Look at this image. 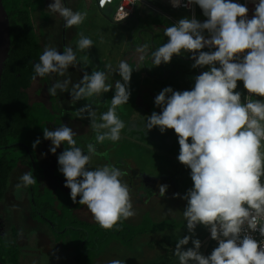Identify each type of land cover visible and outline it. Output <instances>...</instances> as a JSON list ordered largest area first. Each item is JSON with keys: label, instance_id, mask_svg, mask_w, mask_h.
Wrapping results in <instances>:
<instances>
[{"label": "clouds", "instance_id": "1", "mask_svg": "<svg viewBox=\"0 0 264 264\" xmlns=\"http://www.w3.org/2000/svg\"><path fill=\"white\" fill-rule=\"evenodd\" d=\"M171 2L173 7L181 6V0ZM191 4L198 5L208 19L200 22L195 16L184 17L165 28L168 41L151 53L152 63L167 64L174 54L190 52L193 68L209 66V70L195 77L191 90L162 89L154 100L162 111L148 116L145 126L147 130L158 127L161 133L174 129L180 147L177 159L190 168L193 181V187L181 197L187 201L183 210L187 230L194 234L197 225L207 226L218 246L205 256L200 252L201 241L185 235L176 243L174 255L179 264H264V239L257 241L251 235L258 231L264 237V99L253 98H264V0L255 5L251 19H247L248 8L232 0H187L184 6ZM48 9L64 19L66 29L82 24L87 17L86 11H73L63 0H54ZM91 47L93 40L81 34L77 48ZM205 47L215 51H201ZM146 49L144 45L137 51L145 53ZM77 66L72 47L60 53L46 46L39 62L33 65L32 79L50 74L67 77L57 80L48 94L67 92L71 84L72 104L112 90L113 86L106 83V73L99 70L84 72L78 82L72 83L68 70ZM133 70L126 61L119 63L121 79L115 81L111 106L99 116V122L92 104L76 110L78 118L90 119L95 132L96 143L87 144L86 154L76 146L77 133L69 126L43 129L44 139L52 142L51 153L55 154L65 142L68 145L58 156V164L70 198L76 203L80 197L78 203L86 205L95 222L106 230L136 214L129 186L121 179L126 173L111 165L95 169L87 166L98 155L97 143L121 138L125 123L116 109L129 101ZM238 81H243L249 94L243 102L241 92L235 91ZM40 142L37 138L32 147L35 149ZM36 183V177L26 172L15 187L20 190ZM167 188L159 186L161 197ZM173 195L180 197L179 193ZM190 240L193 247L185 249ZM109 264L125 261L116 259Z\"/></svg>", "mask_w": 264, "mask_h": 264}, {"label": "rangeland", "instance_id": "2", "mask_svg": "<svg viewBox=\"0 0 264 264\" xmlns=\"http://www.w3.org/2000/svg\"><path fill=\"white\" fill-rule=\"evenodd\" d=\"M53 2L54 0H49V2L47 0L48 4L46 3L45 11L49 13L48 21L42 19L39 14L35 16V25L42 51H44L46 46H50L57 48L60 53H63L65 48L72 47L78 61L82 63L83 69L86 68L88 74H91L92 70H99L110 77L111 65L120 63L122 60L129 65L131 63L141 64L142 68H145L143 60L149 47L144 44L147 45L145 53L137 51L144 45L139 41L137 34H131L135 26V20L132 17L123 22H113L117 3H114L105 11L101 10L109 20L96 7L95 0H66L69 8L73 11H86L87 17L82 24L67 29L64 42L62 35L64 19L58 13H53L48 9L49 4ZM135 11L136 16L138 15L140 18L141 26L149 25L154 28L156 23H162L160 30L163 31V34H160L155 28L157 32L156 42L158 47L167 43L168 37L164 35V29L174 25L177 22L175 18L163 15L162 17L157 14L159 12L147 8L144 3H138ZM179 12L187 14L186 10H180ZM160 19L161 21H159ZM207 19L199 7L198 20L204 22ZM81 34L93 40V47L85 50L77 48V42L81 38ZM207 51L211 52L215 51V49H207ZM190 54L192 53L182 52L185 57H190ZM142 55L143 59H141ZM152 59L151 57L146 59V63L149 66L152 64ZM193 63V60L173 56L169 63H163L162 78L155 80L153 79L154 77H149L146 82L149 84L152 82L157 83L158 88L164 89L165 87L174 86L177 80L180 79L179 84L177 83L175 86V91L182 92L189 85H191L192 89L195 84V77L209 70V67L206 66L193 68ZM180 68H182L180 71L182 75L178 74V69L180 70ZM68 71L72 83H76L81 79L79 66L70 67ZM65 78L67 77H60L56 74L47 75L46 82L41 81L33 86L31 99L42 98L48 100L49 94L46 97L38 94L39 87L45 89V86L48 88L49 84L52 87L57 80ZM111 83L109 82L108 84ZM111 85L113 88L108 93L94 96L89 100H81L80 106L73 108L72 113L76 116L77 109L90 103L97 113V121L99 122V116L111 106V99L115 91V85L113 83ZM129 88L131 95L128 103L116 109L117 116L125 123V128L121 131L120 140L116 142L106 140L102 144L97 143L96 150L98 155L92 157L87 167L95 169L111 165L125 172L126 175L121 179L122 182L129 186L133 210L136 213L133 217L128 218L127 222L136 225V229L142 227V224L146 222L147 226L152 230L145 234H139L131 244H122L117 240L109 241L102 248L103 251L94 264H109L110 261L116 259L125 261V264H160L159 255L167 251L168 247L176 246L178 240L185 235H190L192 239H196L198 235L201 236L209 232V228L202 224L197 225L194 234L189 233L186 227L187 221L183 216V210L187 206V201L181 197L193 187V181L190 176V168L181 164L177 159L180 152L177 134L174 129H167L168 132L164 133H161L158 127L147 130L145 125L148 118H145V116H150L153 112L160 113L162 109L153 110L144 106H135L138 101L136 99L137 93L142 92V85H132L130 83ZM70 91L71 84L69 85V90L60 94L58 99L66 96L71 97ZM144 91L142 94H144L145 99L148 102L154 101L151 95ZM51 97L53 101L54 99L55 101L57 100V95L56 97ZM64 104L67 105L66 102ZM143 108L149 109V111L144 112ZM55 109L59 110L56 105ZM85 119L88 118L86 117ZM50 128L56 129L58 124H50ZM91 130L92 132H89L84 138H82L84 135H79L82 136L79 137V147L85 151V154L87 152V144L96 143L95 132L92 127ZM189 142H191L190 138ZM43 151L41 150V152ZM48 170L49 168L47 167L48 179L51 181L57 180L58 177L55 178L52 171L49 173ZM26 172H28V168L21 165H18L12 172L4 200L0 205L1 218L6 222V237L11 238L10 240L17 238L20 242L23 253L22 264H78L73 255V241L70 233L67 236L60 235L59 237L58 235L57 237L49 225L30 218L31 202L29 200L28 187L20 190L15 187L20 182V177ZM145 174L159 179L156 189L153 186L150 187V185L145 186L143 180ZM261 179H264V177ZM46 184H48V181ZM160 185H168L163 197L159 194ZM174 193H179L180 197L174 198ZM136 199H138L137 202L135 201ZM170 209L172 210L171 212H169ZM76 214L75 216H79V219L82 218L89 222L95 221L86 205L77 208ZM38 233H41L39 238L37 236ZM190 242L191 240L189 244ZM210 243L201 241V246L203 247H201L200 252L203 255H205L204 249L208 250L210 255L209 251L215 244ZM189 244L185 245L184 248L187 249ZM54 245H59L61 248H50V246ZM58 249H60V252Z\"/></svg>", "mask_w": 264, "mask_h": 264}, {"label": "trees", "instance_id": "3", "mask_svg": "<svg viewBox=\"0 0 264 264\" xmlns=\"http://www.w3.org/2000/svg\"><path fill=\"white\" fill-rule=\"evenodd\" d=\"M119 1H115L117 6ZM151 1L164 12L157 13L160 16H170L176 21L184 17L190 18L188 13L182 14L179 12L180 10H173L158 0ZM46 3L47 0H4L12 27V52L3 75V89L0 95V203L5 197L10 175L18 164L29 167V172L37 179L36 184L28 186L31 217L49 225L57 237L58 235L59 237L60 235L67 236L70 233L76 262L78 264H94L100 257L102 248L109 241L117 240L122 244H131L139 234L148 233L152 229L147 226L146 222L142 224V227L136 229V225L130 224L127 220H121L114 228L106 230L96 222L85 221L75 216L74 209L81 206L78 203L80 197H77V202L74 203L70 198V191L42 188L41 178L44 173L37 157V150L45 140L43 129L47 127L51 130L49 126L51 123L58 124L61 121L59 110H56L55 106L50 108L43 102H31L27 91L36 80L32 79L33 65L39 62V57L43 53L35 25V16L39 14L42 19H49V13L45 11ZM197 16H199L198 5ZM137 18L139 26H141L138 15ZM154 35V42L151 39L147 42L151 53L159 48L156 42L157 32L154 31ZM204 35L208 36V33L205 31ZM153 45L156 47L155 49H152ZM207 49L209 48L201 51L208 52ZM151 53L145 55V63L148 57L152 58ZM216 66L220 67L218 63ZM145 70L148 74H153L159 79L163 76L161 65L155 66L152 63L149 66L146 63ZM235 91L241 92L243 102L245 95L243 81L237 82ZM37 138L41 142L34 149L32 144ZM67 147L65 142V148ZM56 174L64 177L59 171V165ZM261 180L264 183V179ZM207 236L208 233L198 235L196 239L204 241ZM189 247H193L192 242ZM174 250L175 246H170L167 251L161 253L159 263L179 264ZM0 255L10 264H20L22 256L20 244L7 238L1 230Z\"/></svg>", "mask_w": 264, "mask_h": 264}, {"label": "crops", "instance_id": "4", "mask_svg": "<svg viewBox=\"0 0 264 264\" xmlns=\"http://www.w3.org/2000/svg\"><path fill=\"white\" fill-rule=\"evenodd\" d=\"M48 2H49V0H48ZM48 4V3H47ZM47 6V5H46ZM103 11V10H102ZM48 13V12H47ZM48 21V20H47ZM66 34H67V32H66ZM62 35H63V32H62ZM143 63H144V66H145V59L143 60ZM118 66H119V63H117V64H113V65H111V68H110V72H111V75H110V77H108V74H106L107 75V80H106V83H113L114 85H115V81L116 80H119V79H121L120 78V76H119V74H118ZM130 66L134 69L133 70V75H131V79H130V83L132 84V85H138V84H141L142 85V92H138L137 93V98L136 99H138V101H137V103H136V105L135 106H144V107H146V108H150V109H153V110H158V109H160L161 110V108L160 107H157L156 105H155V103H154V101H147L146 99H145V96H144V94H142L143 93V90H145L144 92H146L148 95L150 94L151 95V97L155 100V97L160 93V91L162 90V89H160V88H158V86H157V83L155 84V83H148V82H146L148 79H149V77H151V78H153V79H155V80H158L159 78H157V76H155V75H153V74H148L147 72H146V70H145V68H142V66H141V64H136V63H131L130 64ZM143 66V67H144ZM178 74H180V75H182L180 72H178ZM81 78H82V76H81ZM41 81H47V75L45 76V77H37L36 78V80L33 82V84L31 85V87L30 88H28V93H29V95H30V100H31V102H43V103H45L46 104V106H48V107H50V108H52V107H54L55 105L57 106V107H59V110H60V106H63V111L65 112V116L63 117V121H62V123L61 124H59L58 123V128L59 127H61V126H63V125H67V126H69L70 128H72L73 129V131H75L76 133H77V135L76 136H74V139L76 140V142H77V146L79 147L80 146V144H79V137H82L83 135V137L82 138H84L85 137V135H87V132L89 131V129H90V127H91V125H90V122H88V120H86L85 118L84 119H82V120H80V118L78 119H76V120H72V118H71V116H72V114H71V112H70V108L72 107L71 105H72V103H71V97L70 96H66V97H62V98H59L58 99V97L60 96V94H62L63 92H59V91H57V100L55 101V99H54V101L52 100V97H51V95H49V97H48V100H46V99H42V98H38V99H34V100H32L31 98H32V93H31V90L33 89V86H35L37 83H39V82H41ZM153 81V80H152ZM179 81H180V79H179ZM111 83V84H112ZM179 84V83H178ZM51 84H49L48 85V88H47V86H45V89H41V87H39V90H38V94L39 95H41V96H45L46 97V95H48V89L51 87L50 86ZM177 85V83H175L174 84V86H172L171 88L175 91L176 90V86ZM154 87H156V88H154ZM185 90H191V85H190V87H187V88H185ZM135 99V100H136ZM48 101V102H47ZM64 102H66L67 103V105H65L64 104ZM146 108H143L144 110H147ZM119 111H120V109H118ZM59 113V112H58ZM120 118V117H119ZM148 118V117H147ZM124 122V121H123ZM127 123V122H126ZM51 124H54V125H56L55 123H51ZM50 126V125H49ZM51 130H55V129H51ZM165 132H168L167 130L165 131ZM79 135H82V136H79ZM53 145H52V142L50 141V140H44V142H43V144H42V146L37 150V157H38V159L40 160V163H41V166H42V168H43V178H42V181H43V184H42V188L44 189V188H50V189H53V190H57V189H61V190H64V191H70V189L69 188H66L65 186H64V184H65V177H61V176H59V175H57L56 174V170H57V167H58V156L65 150V143L64 144H62L59 148H57V151H56V153L55 154H53V153H51L50 151H49V149H50V147H52ZM63 146V147H62ZM41 150H44L43 152H41ZM42 154H46V155H42ZM48 161H47V160ZM18 165H21V166H23V167H27V166H25V165H22V164H18ZM47 167L49 168V170H48V172L50 173V171H52V173L54 174V176H55V178H57L58 177V179L57 180H54V181H51L50 179H48V177H47ZM28 168V172L30 171V169H29V167H27ZM16 169V168H15ZM139 171H140V169H139ZM143 180H150L151 182V184H152V186L153 187H156L157 186V181L159 180L158 178L156 179L155 177H153V176H149L148 174H145L144 175V178H143ZM48 181V184H46V182ZM159 183V182H158ZM60 184V186H58ZM146 184V183H145ZM29 191V190H28ZM29 198H30V196H29ZM4 200V199H3ZM3 200H2V202H3ZM30 200V199H29ZM137 200L138 199H136L135 201L137 202ZM1 202V203H2ZM1 203H0V205H1ZM82 206V205H81ZM80 206V207H81ZM1 207V206H0ZM80 207H76L75 209H74V214H76V209L77 208H80ZM77 215V214H76ZM29 216H30V218L32 219V220H34L32 217H31V209H30V211H29ZM79 217V216H78ZM80 219H82V218H80ZM82 220H85V219H82ZM34 221H37V220H34ZM90 222H95V221H90ZM19 229H21V228H19ZM40 234L41 233H38V238H39V236H40ZM6 235V234H5ZM41 237V236H40ZM37 238V237H36ZM11 239V238H10ZM15 239V241L16 242H18L19 244H20V242L18 241V239L17 238H14ZM14 239H12V240H14ZM21 239V238H20ZM205 241V240H204ZM50 242H51V240H50ZM53 243V242H52ZM203 243V242H202ZM213 243H215L214 244V247H212L211 248V251H209V253L211 254V252L218 246V243L217 242H215V241H212V244ZM21 245V244H20ZM53 245V244H52ZM210 245H211V243H210ZM51 247H53L52 249H54V248H56V247H58V248H61L59 245H54V246H50V248ZM201 247H203V246H201ZM50 248H48L49 250H50ZM201 249V248H200ZM203 250V249H202ZM58 251L60 252V249H58ZM204 251V253H205V255L206 256H208L209 254H208V250L206 251V249H204L203 250ZM74 255V254H73ZM75 258V257H74ZM23 263V253H22V256H21V260H20V264H22ZM27 264H29V263H27Z\"/></svg>", "mask_w": 264, "mask_h": 264}, {"label": "built area", "instance_id": "5", "mask_svg": "<svg viewBox=\"0 0 264 264\" xmlns=\"http://www.w3.org/2000/svg\"><path fill=\"white\" fill-rule=\"evenodd\" d=\"M115 1L116 0H98V3H97V0H95V5L97 8H99L98 7V4H99L100 9L103 10V9H106L107 7H110L113 3H115ZM158 1L165 4L166 6L170 7L173 10H177V11L178 10H186L188 15L190 16V18L195 16V18L197 19V17H198L197 16V5L191 4V5H188L187 7L184 6L185 4H187V0H181V6H179V7H173L171 0H158ZM232 2L245 5L248 8L247 19H251L254 15V12H255V5L259 2V0H232ZM138 3H144L147 8L154 10L156 12H159V13H164L161 10V8H159L152 1H148V0H120L119 4L117 6V10L114 13V17H113L114 21L123 22V21L127 20L128 18H131L133 15H135L136 6L138 5ZM123 18H125V19H123ZM205 37L207 38L208 36H205ZM205 48H208V47H205ZM205 48H203V49H205ZM246 53H247V50L245 51V53L240 54L241 57L243 58V55H246ZM244 91H245L244 97L249 95L245 88H244ZM251 235L257 241L264 239V237L260 236L258 231L252 232ZM205 241H207L208 243H210L212 241H215L218 243V241L211 239L210 231L208 232V236L205 239Z\"/></svg>", "mask_w": 264, "mask_h": 264}, {"label": "water", "instance_id": "6", "mask_svg": "<svg viewBox=\"0 0 264 264\" xmlns=\"http://www.w3.org/2000/svg\"><path fill=\"white\" fill-rule=\"evenodd\" d=\"M97 3H98V0H97ZM64 4H65L66 7H68V4H67L66 0H64ZM98 7L100 9L99 4H98ZM100 11H101V9H100ZM125 18H123V19H125ZM132 18L136 21V25H135V29H136L138 27V25H139L138 18H137L136 15H133ZM113 22H118V21H113ZM11 28H12L11 27V22H10V18H9L8 12H7V10L5 8V5H4V0H0V95H1L2 89H3V75H4L5 71H6L7 63L10 60L11 52H12V35H11V30L12 29ZM134 30L132 31L131 34L134 33ZM141 31L142 30H139V33H141ZM66 32H67V29L65 28V21H64L63 22V41L64 42H65V39H66ZM130 38H131V36H130ZM152 42H154V35L152 36ZM154 47L155 46L153 45V49H154ZM197 55H198V53H197ZM173 56L177 57L178 55L174 54ZM191 60H193V59H191ZM160 65L162 66L163 63H161ZM0 230L2 231L3 234L5 233L4 225H3V223L1 221H0ZM0 264H10V263L2 255H0Z\"/></svg>", "mask_w": 264, "mask_h": 264}, {"label": "flooded vegetation", "instance_id": "7", "mask_svg": "<svg viewBox=\"0 0 264 264\" xmlns=\"http://www.w3.org/2000/svg\"><path fill=\"white\" fill-rule=\"evenodd\" d=\"M162 24V23H161ZM161 24H155L154 25V28L152 27V26H149V25H146V26H139L138 25V27L135 29V27L133 28V30H134V33L133 34H137V36H138V38H139V41L142 43V45H144V44H147V42H148V40L149 39H151V41H152V36L154 35V31L157 29L160 33H162L163 34V31H161L160 30V27H162L161 26ZM136 25V24H135ZM156 28V29H155ZM166 28V27H165ZM139 30H142L141 31V33H139ZM156 32V31H155ZM155 36V35H154ZM149 53H151V50H147L146 51V54H149ZM181 57V58H183V59H188V60H191L192 58H191V56H192V54H190V57H185V56H183L182 54L181 55H178L177 57ZM194 61V60H193ZM77 62H78V66L80 67V69H81V76H83V74H84V72H87L86 71V68H84L83 69V67L81 66L82 65V63H80L79 61H78V58H77ZM175 68V67H174ZM181 69L182 68H180V70L178 69V72H180L181 71ZM77 71H78V69H77ZM175 71H176V69H175ZM174 74H175V72H174ZM177 83H179V80H177ZM189 87H190V85H189ZM80 102H81V100L80 101H77L75 104H72L71 106V108L69 109L70 110V112L72 113V109L73 108H77V106L80 104ZM80 106V105H79ZM59 108V107H58ZM146 111H149V109L148 110H144V112H146ZM59 113H60V118H61V121H60V123L59 124H61L62 123V121H63V117L65 116V112L63 111V106H60V110H59ZM148 114H149V112H148ZM151 114V113H150ZM146 117H148V116H145V118ZM71 118H72V120L74 121V120H76L78 117L77 116H75L73 113H72V116H71ZM79 119V118H78ZM80 120H82V119H80ZM86 120H88V122H90V119L88 118V119H86ZM89 132H92V130H91V127H90V129H89V131L87 132V134L89 133ZM42 178H43V176H42ZM42 178H41V181H42ZM144 182L145 183H147V184H145V186L146 185H150V187L152 186V184L150 183L151 181L149 180H144ZM42 184H43V181H42ZM41 184V185H42ZM158 186H156L154 189H156ZM0 221L3 223V225H4V231H5V226H6V222L1 218V215H0ZM5 234V233H4Z\"/></svg>", "mask_w": 264, "mask_h": 264}]
</instances>
